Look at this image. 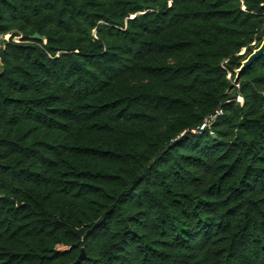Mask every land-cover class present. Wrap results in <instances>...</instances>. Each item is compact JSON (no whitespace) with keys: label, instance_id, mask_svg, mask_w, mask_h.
Instances as JSON below:
<instances>
[{"label":"trees","instance_id":"1","mask_svg":"<svg viewBox=\"0 0 264 264\" xmlns=\"http://www.w3.org/2000/svg\"><path fill=\"white\" fill-rule=\"evenodd\" d=\"M5 35L0 264H264V0H0Z\"/></svg>","mask_w":264,"mask_h":264},{"label":"water","instance_id":"2","mask_svg":"<svg viewBox=\"0 0 264 264\" xmlns=\"http://www.w3.org/2000/svg\"><path fill=\"white\" fill-rule=\"evenodd\" d=\"M30 39H37V40H41V41H45V38L40 36L37 33H34L30 36ZM6 40L5 37H1L0 38V44ZM264 53V37L262 38L259 46L255 49L252 50V52L241 62L239 68H237L235 70V79L236 80L238 78V76L240 75L241 72H243L246 68H248L255 59H257L259 56H261ZM229 98L231 97V95L229 94L228 96ZM236 136L241 140L244 141L242 134L240 131L236 132ZM83 257V253L81 252L79 257L77 258L76 262L79 261L81 258Z\"/></svg>","mask_w":264,"mask_h":264},{"label":"built area","instance_id":"3","mask_svg":"<svg viewBox=\"0 0 264 264\" xmlns=\"http://www.w3.org/2000/svg\"><path fill=\"white\" fill-rule=\"evenodd\" d=\"M222 114V111L220 109H217L214 114L208 115L204 121L201 123V125L198 127V132L202 131L205 128H208L211 123L215 120V118L219 115ZM209 133H211V131L209 130Z\"/></svg>","mask_w":264,"mask_h":264},{"label":"rangeland","instance_id":"4","mask_svg":"<svg viewBox=\"0 0 264 264\" xmlns=\"http://www.w3.org/2000/svg\"><path fill=\"white\" fill-rule=\"evenodd\" d=\"M6 39H8V37H9V35H5L4 36ZM15 40H18V38H16ZM241 99H239V101H240Z\"/></svg>","mask_w":264,"mask_h":264}]
</instances>
